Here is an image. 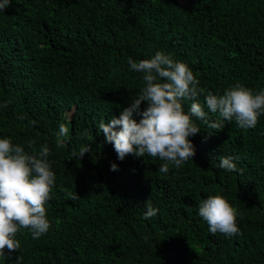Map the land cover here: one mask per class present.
Instances as JSON below:
<instances>
[{
	"label": "trees",
	"instance_id": "16d2710c",
	"mask_svg": "<svg viewBox=\"0 0 264 264\" xmlns=\"http://www.w3.org/2000/svg\"><path fill=\"white\" fill-rule=\"evenodd\" d=\"M157 51L192 69L206 112L207 92L264 90V0H11L0 11V138L29 153L47 144L55 173L49 230L33 239L20 229L0 264H264V114L245 129L208 112L224 127L197 121L193 160L167 174L158 157L118 159L98 131L143 87L128 58ZM225 156L242 171L221 169ZM216 194L237 209L240 234L213 235L199 216ZM148 200L158 212L145 219Z\"/></svg>",
	"mask_w": 264,
	"mask_h": 264
},
{
	"label": "clouds",
	"instance_id": "9594fccd",
	"mask_svg": "<svg viewBox=\"0 0 264 264\" xmlns=\"http://www.w3.org/2000/svg\"><path fill=\"white\" fill-rule=\"evenodd\" d=\"M10 3L11 0H0V11ZM127 63L130 70L143 74V87L118 116H113L109 122L102 118L98 125V131L113 144L120 160L128 155L158 157L163 161L158 171L167 174L170 165L179 169L188 160H193L195 148L189 137L199 132L197 121L216 131L224 127L219 122H210L208 112L218 113L227 121L234 119L245 129L254 128L259 116L264 114V90L254 92L244 85L231 86L220 95L207 92L206 112L198 100L205 89L199 87L200 81L192 69L163 51H157L151 58L135 60L129 57ZM185 100L191 101L187 111L183 104ZM142 102H146L144 109H141ZM134 114L140 119L137 120ZM68 131L64 123L59 125L58 147L64 146L62 137H66ZM33 144V141L28 142L29 147ZM90 148L82 146L78 153L74 150L73 158L79 161ZM49 153L47 144L38 152L29 153L22 145L13 144L11 138H0V255L5 249L10 254L20 248L19 240L15 239L20 229H29L32 238L39 239L51 226L45 207L55 184ZM219 167L229 172L242 171L231 156L221 157ZM111 169L117 170V165L113 163ZM67 195L73 201L79 198L77 193ZM146 208L145 219L158 212L150 200L146 202ZM198 209L211 234H240L237 209L224 196L210 195L200 201Z\"/></svg>",
	"mask_w": 264,
	"mask_h": 264
}]
</instances>
